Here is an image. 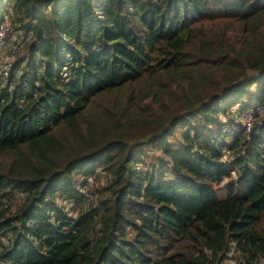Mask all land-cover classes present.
<instances>
[{
  "label": "trees",
  "instance_id": "1",
  "mask_svg": "<svg viewBox=\"0 0 264 264\" xmlns=\"http://www.w3.org/2000/svg\"><path fill=\"white\" fill-rule=\"evenodd\" d=\"M2 23L0 264H264V0H0Z\"/></svg>",
  "mask_w": 264,
  "mask_h": 264
},
{
  "label": "built area",
  "instance_id": "2",
  "mask_svg": "<svg viewBox=\"0 0 264 264\" xmlns=\"http://www.w3.org/2000/svg\"><path fill=\"white\" fill-rule=\"evenodd\" d=\"M8 31V26L6 23L0 24V81L5 82L9 75V60L6 58V35ZM12 48L10 52L13 51ZM261 114L259 109H254L248 111L246 115L237 116L234 121L229 124H224L221 127V131L223 133H233L237 132L241 129H245L247 131H251V128L257 119L256 115ZM261 124V121H258V125Z\"/></svg>",
  "mask_w": 264,
  "mask_h": 264
},
{
  "label": "rangeland",
  "instance_id": "3",
  "mask_svg": "<svg viewBox=\"0 0 264 264\" xmlns=\"http://www.w3.org/2000/svg\"><path fill=\"white\" fill-rule=\"evenodd\" d=\"M14 37H15V35L13 34V35H11V34H9V32H8V34L6 35V44H7V48H6V58L10 61L11 60V55H12V53H13V51H11L10 52V49H12V45L14 44V42H15V39H14ZM14 50V49H13ZM237 118V117H236ZM235 118V119H236ZM226 264H235L234 263V261H231V260H228L227 262H226Z\"/></svg>",
  "mask_w": 264,
  "mask_h": 264
}]
</instances>
